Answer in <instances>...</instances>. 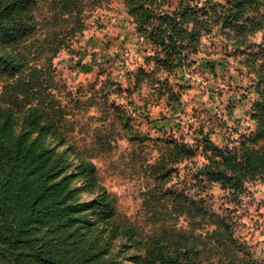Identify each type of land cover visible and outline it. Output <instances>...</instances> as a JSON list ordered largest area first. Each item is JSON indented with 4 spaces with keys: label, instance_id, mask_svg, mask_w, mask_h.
I'll list each match as a JSON object with an SVG mask.
<instances>
[{
    "label": "rangeland",
    "instance_id": "obj_1",
    "mask_svg": "<svg viewBox=\"0 0 264 264\" xmlns=\"http://www.w3.org/2000/svg\"><path fill=\"white\" fill-rule=\"evenodd\" d=\"M60 1L33 0L32 32L22 44L28 65L19 79L27 80L29 74L41 77L48 87L41 97L43 106L63 115L59 128L66 131L77 152L95 165L100 190L110 194L122 218L146 235L159 233L161 227L186 229L189 219L185 209L180 211L181 200L174 198L183 194L184 183L192 182L196 168L207 164L205 158L213 148L226 155L257 131L253 106L262 72L257 76L258 67L255 72L247 64L240 54L244 47L235 51L238 35L228 36L226 25L217 21L211 23L208 35L201 32L196 52L187 55L184 51L187 60L182 57L173 62L170 72L160 70L150 83L144 80L135 90L133 75L140 69H153L146 59L153 56L154 48L138 33L135 15L130 14L125 0L95 8L89 6V0H67L81 7L78 21L58 6ZM178 1L169 0L165 8H175ZM207 2L227 1L199 0L198 5ZM249 14L260 22L247 38V44L258 53L264 51V5L253 4ZM51 49L58 51L53 54ZM258 58L261 64L264 57ZM19 79H0V95L4 82ZM174 143L186 145L194 156L174 165L165 181L168 192L153 209L148 197L158 182L152 171L165 163ZM246 145L259 149L264 137ZM65 148L60 145L59 151ZM68 152L67 162L59 164L65 175L76 172L75 152ZM82 187V179L74 178L69 192ZM169 192L175 195L170 197ZM97 194L75 192L73 202L82 223L93 220L90 203ZM203 195L213 197L214 210L232 208L218 184ZM240 200L235 210L230 209L232 245L238 246L233 258L264 264V178L248 183ZM130 256L121 254L119 261L131 264Z\"/></svg>",
    "mask_w": 264,
    "mask_h": 264
},
{
    "label": "trees",
    "instance_id": "obj_2",
    "mask_svg": "<svg viewBox=\"0 0 264 264\" xmlns=\"http://www.w3.org/2000/svg\"><path fill=\"white\" fill-rule=\"evenodd\" d=\"M111 1L89 0L88 4L95 8ZM226 1L199 6V0H179L175 8L166 9L169 0H125L130 14L135 15L138 33L154 48L153 56L146 59L153 69H140L133 75L135 90L144 80L150 83L160 70L170 72L173 62L182 61V57L187 60L188 54L197 51L201 32L208 35L211 23L217 21L226 25L228 36L238 35L235 51L244 47L240 54L247 64L255 72L258 67L257 76L263 74L253 106L257 131L226 155L213 148L205 158L207 164L196 168L192 182L184 183L183 194L174 198L181 200L180 211L185 209L189 219L186 229L161 227L159 233L146 235L122 218L110 194L100 190L95 165L77 152L66 131L59 128L63 115L43 106L41 97L48 87L41 77L29 74L27 80L19 79L28 65L22 44L32 32L33 0H0V79H19L4 82L0 95V264H122L119 256L126 253L131 255V264H254L233 258L238 246L232 245L230 209L241 203L248 183L264 178V146L246 145L264 137V61L259 64L258 58L264 57V51L255 53L254 46L247 44L260 25L249 10L255 3L264 5V0ZM58 6L78 21L81 7L67 0ZM50 51L55 54L58 49ZM120 90L116 85V91ZM60 145L66 146L65 150L59 151ZM68 150L75 152L77 164L76 172L65 175L59 164L67 162ZM193 156L186 145L174 143L165 163L154 168L158 183L148 197L153 209L168 192L165 181L174 165ZM74 178H81L83 187L72 193L69 189ZM217 184L232 208L214 210L213 197L203 195ZM79 190L98 193L90 203L94 218L83 223L73 202Z\"/></svg>",
    "mask_w": 264,
    "mask_h": 264
}]
</instances>
